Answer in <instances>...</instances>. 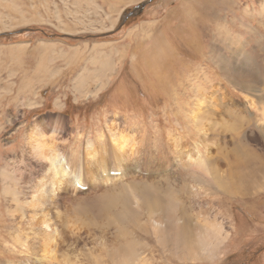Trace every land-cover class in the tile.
I'll list each match as a JSON object with an SVG mask.
<instances>
[{
  "label": "rangeland",
  "instance_id": "1",
  "mask_svg": "<svg viewBox=\"0 0 264 264\" xmlns=\"http://www.w3.org/2000/svg\"><path fill=\"white\" fill-rule=\"evenodd\" d=\"M82 83L93 95L81 96ZM199 96L234 110L217 115L225 121L204 141L190 119ZM114 116L121 131L137 136L131 176L166 186L173 173L187 212L202 222L221 221L218 208H230L237 231L217 264H264V202L253 196L264 194V0H0V264H117L99 232L54 245L37 228L30 235L28 223L30 215L42 219L31 202L53 175L41 146L71 160L59 172L79 173L84 149ZM171 132L185 137L192 154L209 151L225 179L235 177V195L253 193L244 200L190 191L189 151L172 143ZM241 160L239 174L231 173ZM112 168L107 160L95 180ZM81 188L75 191L93 192L87 183ZM133 236L148 264H215L171 260L180 249L161 248L145 229Z\"/></svg>",
  "mask_w": 264,
  "mask_h": 264
},
{
  "label": "bare ground",
  "instance_id": "2",
  "mask_svg": "<svg viewBox=\"0 0 264 264\" xmlns=\"http://www.w3.org/2000/svg\"><path fill=\"white\" fill-rule=\"evenodd\" d=\"M168 77L170 78V76ZM82 88L83 90L80 92L82 97L93 95L90 93L91 89L84 86V83L81 85ZM200 88L203 89V92L199 94H204L206 88L202 86ZM216 102L217 104L211 105L205 97L199 96L198 102L192 110L190 119L202 140H205L210 132L217 127L218 121H225L222 119L223 117L217 116L221 111L231 116L234 114V110L228 105V110L223 109L224 103L226 104L224 100L218 98ZM227 119L232 118L228 117ZM114 122L105 124V130L99 139L94 142L89 141L88 147L84 149L83 164L79 173L69 170L66 166H62L59 172L57 170L59 165L68 164L71 160L62 156V152L58 149L51 151L44 145L41 146L44 159L51 161L50 170L53 175L50 184H45L42 188V192L46 190V195L40 199L41 192L31 202L32 208L39 207L41 209L43 217L39 220L29 216V234H34V230L37 228L44 234L49 244L63 245L67 240L79 242L84 239L85 235L90 236L99 232L104 237L102 243L105 251L115 263L148 264L147 260L151 259L142 257L138 252L133 236V230L140 228L145 229L146 232H152L161 248L176 245L180 249V253L168 252L171 260L179 257L181 260L201 258L211 260L215 264L220 262L219 260L223 259L222 255L225 254L226 249L229 250L234 233L237 231L236 224L232 221L234 217L230 208H222V206L218 208V214L223 216V220L215 218V222H202L187 212L181 198L182 190L173 183L176 177L173 173L170 175L172 182L166 186L158 185L150 177L139 179L131 176L132 172L128 171L127 165L131 162L129 159L133 155L140 153L137 136L133 140V136L129 132L121 131L118 116H114ZM35 127H38V124L33 128ZM81 132L78 133L77 140L82 143L85 134H81ZM57 133L62 135L63 131L60 130ZM170 139L172 143L179 144L182 150L185 148L188 150V145L183 144L185 137L174 135L171 132ZM201 144H196V147L200 148ZM188 151L186 156L188 160L183 162V166L192 173L191 177L195 181V184L189 187L190 191L200 195L203 189L213 191L216 189L214 192L218 196L221 193L226 194L227 198L225 199L232 195L239 197L240 194H243L239 198L244 200L246 195L253 193L244 192L235 195V177L232 175L225 179L219 165L212 163L209 151L206 155L202 152L192 154V150ZM249 151L255 159L261 158L254 149H249ZM107 160L113 165V170L104 173L105 182L95 180L96 174H100L101 166H104ZM241 162L242 160L238 164L229 166V171L238 175L239 169L243 166ZM113 171L120 174L112 175ZM135 173L137 174V172ZM87 175H90L88 182L85 180ZM65 176L72 179L73 188L66 185L62 179ZM54 177H59V179L53 180ZM86 183L87 186H90L92 193L81 195L75 191ZM81 189L87 190L88 188ZM127 191H130L129 199ZM253 196L257 197V201L260 200L261 205L263 204V193ZM20 207L23 208V206ZM248 207L252 214L255 215L258 212L253 204ZM111 230L114 231L112 234H110ZM88 239H84V242Z\"/></svg>",
  "mask_w": 264,
  "mask_h": 264
},
{
  "label": "water",
  "instance_id": "3",
  "mask_svg": "<svg viewBox=\"0 0 264 264\" xmlns=\"http://www.w3.org/2000/svg\"><path fill=\"white\" fill-rule=\"evenodd\" d=\"M141 6H143V4ZM141 6H139V7H141Z\"/></svg>",
  "mask_w": 264,
  "mask_h": 264
}]
</instances>
